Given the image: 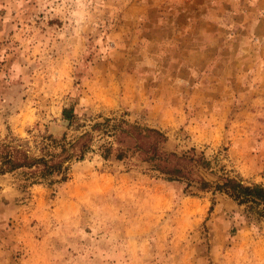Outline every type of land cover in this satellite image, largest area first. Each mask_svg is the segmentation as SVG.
I'll list each match as a JSON object with an SVG mask.
<instances>
[{"label": "rangeland", "instance_id": "obj_1", "mask_svg": "<svg viewBox=\"0 0 264 264\" xmlns=\"http://www.w3.org/2000/svg\"><path fill=\"white\" fill-rule=\"evenodd\" d=\"M114 114L264 185V0H0V139ZM102 142L64 182L0 176V264H264L262 221Z\"/></svg>", "mask_w": 264, "mask_h": 264}, {"label": "trees", "instance_id": "obj_2", "mask_svg": "<svg viewBox=\"0 0 264 264\" xmlns=\"http://www.w3.org/2000/svg\"><path fill=\"white\" fill-rule=\"evenodd\" d=\"M62 116L72 125L75 118L72 107L63 108ZM97 137L103 139L100 147L104 159L111 155L116 160L135 157L148 171L167 181H180L214 194H225L264 223L263 184L230 176L222 167L215 170L203 151L197 153L194 147L182 152L169 151L165 149L167 137L162 130L130 121L122 115H98L87 129L70 139L66 133L60 138L41 135L37 151L20 138L0 139V176L20 172L30 183L50 185L56 181L54 177L60 175V181L64 182L71 163L83 160L93 151L92 144Z\"/></svg>", "mask_w": 264, "mask_h": 264}]
</instances>
